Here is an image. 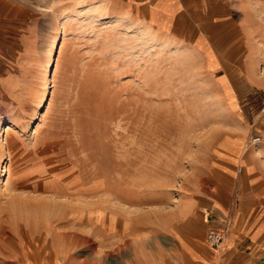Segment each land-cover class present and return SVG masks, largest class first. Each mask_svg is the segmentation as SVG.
<instances>
[{
  "label": "rangeland",
  "instance_id": "rangeland-1",
  "mask_svg": "<svg viewBox=\"0 0 264 264\" xmlns=\"http://www.w3.org/2000/svg\"><path fill=\"white\" fill-rule=\"evenodd\" d=\"M174 1L171 26L158 31L145 15L155 0H0V264H63V255L126 264L136 244L172 242L197 169L243 134L242 98L231 103L223 82L234 85L230 65L247 45L234 13L228 61L218 25L210 30V68L194 38L217 0ZM228 1L259 23L250 76L264 81V14ZM42 186L56 194L41 197ZM109 212L129 230L137 212L144 232L119 237L110 215L104 230Z\"/></svg>",
  "mask_w": 264,
  "mask_h": 264
},
{
  "label": "crops",
  "instance_id": "crops-1",
  "mask_svg": "<svg viewBox=\"0 0 264 264\" xmlns=\"http://www.w3.org/2000/svg\"><path fill=\"white\" fill-rule=\"evenodd\" d=\"M155 1L156 4L147 8L148 12L144 13L155 29L166 30L173 22L172 17L178 4L174 0ZM243 5L242 9L245 11L250 9L264 14V0H246ZM132 6L145 7L138 3ZM240 10L241 8L233 7V4L227 0H217V3L211 1L206 11L202 12L205 27L202 34L199 31L195 32L197 35L194 41L204 53L207 66L214 68L218 63L215 62L216 58L210 51L209 41L210 30L214 25H218V32L222 34L219 39L223 45L220 56L222 60H229L227 20L232 19L234 13L236 19L230 20L233 26L238 27L243 34H247V45L243 47L241 56L240 51L236 50L235 57L239 61H230L233 63L230 67L234 69L230 72L237 74L234 83L232 82L234 85L230 86L228 82H223L225 91H228L232 97L231 103L242 98L240 104L246 109L247 115L245 113L243 115L246 119L242 121L236 116L235 118L243 134H236L232 139H225L215 146L212 168H199V172L197 169L194 178L196 188L193 193L184 195L183 202L175 211L178 221L176 223L174 219L175 223L170 229L169 237L172 242L165 245H148L146 250L142 245L136 244L132 246L131 256L128 257L126 264H264V97L260 92L264 88V81L250 76L254 67L260 70L262 56L258 45L260 32L252 28L259 23L243 21L239 15ZM234 90L240 91L238 97H235ZM253 136H258L261 141L249 143V139ZM218 147L222 148L218 150ZM77 181H80L82 186L86 184L79 177ZM42 188L43 192L39 193L41 197L45 194H56L52 189L43 186ZM207 188L210 189L209 192H206ZM77 193L88 195L89 192L79 190ZM135 214L133 230H129L126 219L117 218L110 212L104 214L102 221L104 230L108 229L112 233L111 228H108L110 215L114 219L112 228L119 232V237H127L131 232H135L136 235L143 233L142 216L137 212ZM194 222V228L200 236L198 234L192 239L187 227ZM208 227L218 229L222 234V240L216 251H212L213 254L203 246ZM151 231L156 232L153 228ZM198 237L203 238V241L197 239ZM60 253L61 251L58 254ZM61 260L63 264H84L75 256L63 255ZM89 264L98 263L89 261Z\"/></svg>",
  "mask_w": 264,
  "mask_h": 264
},
{
  "label": "built area",
  "instance_id": "built-area-1",
  "mask_svg": "<svg viewBox=\"0 0 264 264\" xmlns=\"http://www.w3.org/2000/svg\"><path fill=\"white\" fill-rule=\"evenodd\" d=\"M261 94L264 96V88L260 90ZM251 143H258L259 137L253 136L250 138ZM205 236H204V243L205 246L208 247L211 251H216L218 248L219 243L222 240V234L218 229H213L211 227L206 228ZM59 264V263H58Z\"/></svg>",
  "mask_w": 264,
  "mask_h": 264
},
{
  "label": "bare ground",
  "instance_id": "bare-ground-1",
  "mask_svg": "<svg viewBox=\"0 0 264 264\" xmlns=\"http://www.w3.org/2000/svg\"><path fill=\"white\" fill-rule=\"evenodd\" d=\"M47 72V71H46ZM264 97V96H263ZM3 135H4V130H3V132H0V140L1 139H3L2 137H3ZM261 140H260V138H259V142H260Z\"/></svg>",
  "mask_w": 264,
  "mask_h": 264
}]
</instances>
